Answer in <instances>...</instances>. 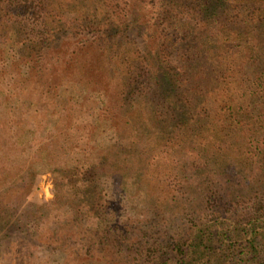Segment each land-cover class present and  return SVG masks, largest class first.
<instances>
[{"label":"trees","instance_id":"1","mask_svg":"<svg viewBox=\"0 0 264 264\" xmlns=\"http://www.w3.org/2000/svg\"><path fill=\"white\" fill-rule=\"evenodd\" d=\"M0 116L26 140L0 151L12 264H264V0H0ZM28 116L62 128L41 169Z\"/></svg>","mask_w":264,"mask_h":264},{"label":"rangeland","instance_id":"2","mask_svg":"<svg viewBox=\"0 0 264 264\" xmlns=\"http://www.w3.org/2000/svg\"><path fill=\"white\" fill-rule=\"evenodd\" d=\"M11 70L12 69L5 70L9 80L8 88L10 92H12L14 95H17L16 93H20V99L27 100V97L29 96L28 87L31 85H28L30 81L29 75L23 73L20 80L14 82ZM34 96L35 98H37L36 94ZM97 115H99V112L97 113ZM4 118L0 116V120H3V122H0V139L3 142V146L0 147V151L13 153L16 151L15 149L18 148L17 146H20L21 143L26 142V140L23 139V136H20L21 131L24 130V124L21 127H17V125L14 126L12 124L14 119L7 117ZM27 123L28 124L27 126L25 125V127L28 131V147H30L31 149V151H28V165H34L33 163H37L38 166L34 165V169H41L38 167L43 166L47 162L41 160L39 152L41 150L45 151L50 148V146L54 143L55 137L58 136L62 131V128L60 127V124L57 123V119H54V117L52 116L47 118L39 116L32 119V121H30V118L28 116ZM104 127L105 128H101L100 130L98 129L96 134L97 139L101 140L102 138H108L111 136V131L108 126ZM11 163H13L12 160ZM3 167L5 169L6 175L8 172L10 175H14L15 178L21 172V176L16 180V182L23 181L27 177V171H25V167H23L21 164L14 166L7 162L6 165H3ZM138 182V184L136 181L131 182V186L133 189L132 200L135 203H141L146 199L148 200L151 196L150 192L143 188V186L141 185V181L138 180ZM54 198L55 176L50 171H43V173H40L36 176L32 192L28 196V201L41 204L44 202H49ZM124 203L127 204L130 202L124 199ZM1 237L2 233H0V238ZM3 242L5 244L8 243L6 239L3 240ZM0 251H3V249H1ZM14 258L15 257L13 256L9 258L7 254H0V264H12L11 261H13Z\"/></svg>","mask_w":264,"mask_h":264}]
</instances>
